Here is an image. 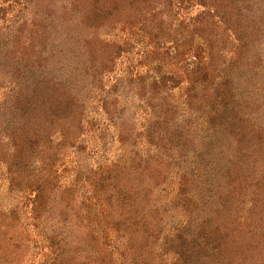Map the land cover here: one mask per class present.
<instances>
[{"label":"rangeland","instance_id":"1","mask_svg":"<svg viewBox=\"0 0 264 264\" xmlns=\"http://www.w3.org/2000/svg\"><path fill=\"white\" fill-rule=\"evenodd\" d=\"M169 1L168 7L156 4L159 17L149 23L160 33L153 39L156 47L142 26L118 23L97 34L106 47L100 45L96 50H109L111 58L101 54L102 62L98 57L95 68L91 67L95 74L84 77L80 70L89 63L90 50L79 48L75 59L63 58L66 49L56 48L77 21L63 16L70 0H0L4 46L16 38L20 48L48 53L49 58L42 61L46 74L68 85L77 98L71 111L77 116L76 136L61 143V125L55 124L46 140L50 147L42 144L43 150L24 159L21 183L15 181L9 188L6 166L0 160V216L8 220L16 209L22 228L15 233L20 247L8 259L9 264H49L53 258L45 236L54 232V226L45 222L40 231L25 226L30 221L32 195L25 182L36 179L43 167H51L58 193L72 189L75 207L82 214L85 208L80 202L92 204L95 200L88 178L107 176L111 187L122 189L139 184L142 178L135 208L151 232L135 233L140 242L129 246L125 238L109 230L113 252L104 257L109 264H264V0H239L243 13L224 24L213 22L211 16L203 35L188 30L194 25V15L207 5L196 0ZM231 26L240 35L250 34L248 41H235L225 28ZM208 29L217 33L210 51L203 47ZM121 43L123 50L118 53ZM74 44L78 47V42ZM193 55L200 63L191 68L195 66ZM11 91L9 80L0 71V108ZM218 112L222 113L219 124L231 123V132L220 135L219 129L211 131V120ZM9 114L0 110V140L8 144L2 154L7 157L13 151L4 137ZM215 124L218 127L217 120ZM36 129L41 128L35 125ZM253 131L259 133L258 140L249 139ZM159 136L163 139L158 140ZM132 159L149 161L148 171H134ZM228 180L235 183L229 199L224 198L223 188L231 184ZM95 202L99 208L101 202ZM179 234L188 250L185 260L176 253ZM136 245H142L141 250ZM86 252L80 247L75 257H67L66 251L54 258L70 259L63 264H90L93 257H86ZM1 258L0 264H5Z\"/></svg>","mask_w":264,"mask_h":264},{"label":"trees","instance_id":"2","mask_svg":"<svg viewBox=\"0 0 264 264\" xmlns=\"http://www.w3.org/2000/svg\"><path fill=\"white\" fill-rule=\"evenodd\" d=\"M196 2L202 6L207 5V9L205 8L203 9L204 11H200L194 15L192 20L194 25L188 30L189 33L195 32L199 35H203L204 31L209 27L207 21H212V19H209L211 16L215 19L213 22L224 24L229 18L240 16V14L243 13V9L238 5L239 0H196ZM69 4V9L65 8V14L63 16L65 18L75 17L74 19L77 21H74V23L70 25L71 28L69 29L71 33H66L69 35L59 40V43H57L59 44V48L55 46L59 50L60 47L66 49L67 53L64 52L66 56L63 58L72 57L76 59L79 48L82 50H90L86 56L89 63L80 70L81 76L88 77L91 73L95 74L91 71V67L93 65L95 68V63L99 61V59L97 60L98 57L100 61L102 60L101 54L105 58H111V52H109V50L105 51V53L102 52L101 47L99 50H96V47L100 45L103 46V48L106 47V43L103 44L102 40H99L97 34L104 31L108 32L118 23L139 25L147 30V33H149L148 37H150L149 42H152L153 47H156L153 39L158 37L160 33L158 29L155 31L152 28L153 25L149 27V23H154L155 19L159 17L158 11L155 10L156 4H162L164 7H168L170 1L70 0ZM47 17L49 19L51 18L49 14H47ZM181 23L183 22L181 21L180 24ZM78 26L81 30L76 28ZM183 27L180 26L179 28ZM225 28L233 33L235 41L241 44L248 41L246 37H249L250 34L240 35L237 30L232 29V26L231 29L229 27ZM79 32H82L81 36ZM141 32L145 33L146 31L142 30ZM206 32L207 34L204 36L203 40V47L210 51V48L214 47L213 42L216 41L215 37L217 33L212 29H208ZM171 34L173 35L174 33ZM68 39H70V41ZM18 41L19 39L13 38L8 40L6 46H4V43L0 40V71H2L9 80V85L12 90V94L7 96L5 104L1 105L2 108H0L2 112L4 110L10 112L9 116L6 118L8 121L4 125L7 126L6 130L4 129V137H7L8 143H10L13 148L10 156L7 157L2 154V148L8 144L0 140V160L4 162L6 166V178L8 179L9 188L15 186V181L21 183L19 180L24 178L19 172L22 170V166H24V159L29 156V154L43 150L44 147L42 144L45 147L50 145V142L46 140H48L49 130H52L55 124L58 126L60 123L61 125V134L63 135L61 143L68 139L73 140V137L76 136L74 121L77 116H73L71 111L73 105L77 103V98L73 97L68 85L60 84L58 80L50 79L48 74H46L47 70L42 61L49 58L48 53L46 55H42L41 52L32 53V51H27L26 49L18 47ZM76 42H78V47L74 44ZM67 43H69V46ZM29 44L32 45V43ZM50 44L53 43L50 42ZM123 45L122 43L117 45L118 49H116V52L117 50L118 53L121 52L123 50L121 46ZM51 53L54 55L56 52L51 51ZM57 53L59 54V52ZM192 62L195 66H191V68L197 67L196 65L200 63V59H196L195 55H193ZM205 75V72L202 73L203 77H205ZM215 93L218 94V91L216 90ZM226 99L227 96L223 101ZM154 107L155 104L153 103L152 108ZM221 110L223 111V109ZM68 113L71 114V117L66 116ZM221 114L222 113L218 112V116L215 117V120H211V131L212 129L215 131L219 129L220 135H223L225 131L231 132L233 129L230 125L231 123L228 125L229 122L226 125L219 124L222 116ZM61 116L64 118L63 121L59 120ZM216 120L218 122V127L215 124ZM155 122L158 123L157 120H155ZM164 124L167 123L164 121ZM35 125L41 128L40 130L36 129L39 133L35 130ZM1 126H3V124L0 125V133ZM166 127L167 125L163 126V128ZM153 129L154 128H151L150 130L151 135L153 134ZM221 130L223 131L222 134ZM178 135L182 134H177V136ZM232 135L235 138L234 132ZM252 135L254 136L253 138H249L250 140H258L259 133L257 131H253ZM242 138L241 134L237 137L238 140ZM162 139L163 138L159 136L158 140ZM177 140L179 139L177 138ZM58 143L60 144V142ZM139 160L132 159L134 171L137 173H143L144 170L148 171L149 161L142 162V160ZM50 171L51 167L47 170H45L44 167L40 168L36 179L25 182V187L32 192L28 207L30 221L25 226L29 224L32 229L37 231L42 229L45 222H48L46 224L51 223L54 226V232L45 236L48 240L49 249H51L50 256L53 257L49 264L68 263L70 260L69 258H65V261L59 259L60 256L68 251L67 257H75L80 247L87 249L86 257H93L90 264H92V262H95V264H109L104 258L110 257L113 252L111 243H109V230H115L114 232H117L121 239H126L129 246L140 242L135 239V233L141 232L139 234L143 236L151 232L149 229L150 226L140 221L141 218L138 215L139 208H135V206H137L135 198L142 191L140 187L142 178L139 179V184L132 183L127 185L125 189L120 187L115 188V185L111 187L107 182V176H99L98 178L95 176L94 180L88 178L92 184L95 200L92 204L87 201L80 202L85 208V213L83 212L82 214L80 209L75 207L71 188L67 190V194L62 193L61 195L62 190L59 193L57 192L58 189L55 188L57 186L54 182V178L50 176ZM230 179L232 180L233 178ZM231 180H228V183H230ZM114 181L117 182L116 179ZM223 185H221V187ZM218 187L220 189V185ZM223 188H225L227 193V195H224V198L229 199L233 197L232 192L235 188L234 181H232L230 185H225ZM60 198L62 199L59 201ZM95 201H98V203L101 202L99 208L96 207L97 202ZM226 201L227 200H223L225 204ZM225 204L223 208L226 207ZM58 206L59 210L57 209ZM99 213L102 214L101 217L97 216ZM51 216L52 220L49 221ZM17 218L16 209L11 210L8 220L5 219V221H3L0 216V256H2L1 261H4L5 264H9L8 261L10 260L8 259H11V256L14 253L16 254V250L20 247V244L18 245L16 243L19 237L15 233H18L19 229L22 228L19 226V223H17ZM94 222H96V225H93ZM144 232H146V234H144ZM70 237L76 241H72ZM183 237L182 234H179L177 237L179 241L177 242L178 249L176 253L178 256H183L182 260H185L187 257L184 256L188 250H186V243H184L185 239H183ZM135 247H137L135 249L141 250L142 245H136ZM182 247H184V249H182ZM199 249H201V247H199ZM54 257L59 258L57 259Z\"/></svg>","mask_w":264,"mask_h":264}]
</instances>
